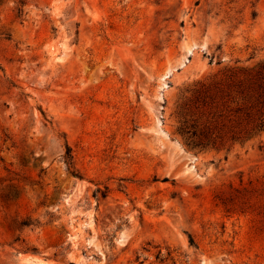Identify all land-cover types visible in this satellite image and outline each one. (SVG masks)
I'll return each instance as SVG.
<instances>
[{
    "label": "rangeland",
    "instance_id": "rangeland-1",
    "mask_svg": "<svg viewBox=\"0 0 264 264\" xmlns=\"http://www.w3.org/2000/svg\"><path fill=\"white\" fill-rule=\"evenodd\" d=\"M16 5L0 264H264V0Z\"/></svg>",
    "mask_w": 264,
    "mask_h": 264
},
{
    "label": "trees",
    "instance_id": "trees-1",
    "mask_svg": "<svg viewBox=\"0 0 264 264\" xmlns=\"http://www.w3.org/2000/svg\"><path fill=\"white\" fill-rule=\"evenodd\" d=\"M2 0H0L1 3ZM25 4V0H17V11L19 14H21L23 12V6ZM260 86V90L258 92V96H260V102H262V105H264V84H259ZM255 128L258 129H264V112L259 116L257 123L254 126ZM64 159L65 162L67 164V168L70 170V172L73 175H78L77 173V169L74 167L73 164V160H72V153H71V148L68 145V143H66V151L64 153Z\"/></svg>",
    "mask_w": 264,
    "mask_h": 264
}]
</instances>
